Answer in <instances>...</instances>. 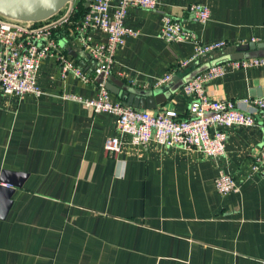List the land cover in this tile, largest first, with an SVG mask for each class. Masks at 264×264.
Segmentation results:
<instances>
[{"label": "crops", "instance_id": "crops-1", "mask_svg": "<svg viewBox=\"0 0 264 264\" xmlns=\"http://www.w3.org/2000/svg\"><path fill=\"white\" fill-rule=\"evenodd\" d=\"M195 2L211 10L204 24L190 18L187 8ZM165 14L183 21L203 44L229 43L199 67L240 55L239 46L251 41L264 42V0H162L156 10L129 9L126 25L139 34L117 49L110 81L154 89L172 73L183 83L156 110L174 109L186 118L191 97L183 91L187 73L180 63L194 43L165 41ZM92 36L96 42L107 37L100 30ZM58 40L92 75V58L74 40ZM263 78L264 66L228 67L205 90L212 98L250 97ZM96 80L64 76L57 57L48 56L37 76L41 96L7 95L0 86V176L5 169L28 174L0 218V264H264V167L252 170L264 131L223 127L227 152L220 161L239 188L220 194L216 160L192 149L133 146L116 116L93 115L64 97H96ZM110 136L123 141L117 156L104 148Z\"/></svg>", "mask_w": 264, "mask_h": 264}, {"label": "built area", "instance_id": "built-area-1", "mask_svg": "<svg viewBox=\"0 0 264 264\" xmlns=\"http://www.w3.org/2000/svg\"><path fill=\"white\" fill-rule=\"evenodd\" d=\"M162 0H93L80 23L76 26L74 43L94 61L93 74L68 55L59 43L55 32L74 22L76 3L73 1L58 16L45 22L17 23L0 16V86L4 94L41 96L44 91L38 85L37 76L41 62L48 56H56L63 75L73 74L84 83L95 82L100 74L105 80L110 77L116 64L115 53L124 45L128 36H137L139 31L126 25L130 8L156 10ZM192 21L204 24L211 17L207 4L195 2L188 6ZM100 30L106 34L105 41L96 42L92 32ZM161 37L169 42L191 41L193 54L181 61V68L195 66L214 52L228 46L227 41L203 44L196 33L181 20L165 14ZM264 66V56L228 60L212 64L198 73L183 86L191 97L188 115L179 118L174 109H141L111 98L105 81L98 83V94L94 98L66 94L64 97L85 106L91 114L109 113L117 117L119 130L131 136L133 146H148L152 143L165 149H192L218 162L219 174L215 179L216 190L229 194L238 190L233 175L225 170L221 159L226 155L227 134L223 127H258L264 131V96L227 99L212 98L205 84L227 73L228 67L240 69ZM172 73L161 78L157 87L172 80ZM120 137L106 138L104 148L110 155L121 151ZM254 155L253 172L264 167V143Z\"/></svg>", "mask_w": 264, "mask_h": 264}, {"label": "water", "instance_id": "water-1", "mask_svg": "<svg viewBox=\"0 0 264 264\" xmlns=\"http://www.w3.org/2000/svg\"><path fill=\"white\" fill-rule=\"evenodd\" d=\"M73 1L74 0H0V16L17 23L45 22L58 16ZM92 1L93 0L86 1L87 8H89ZM239 53L240 55H225L217 60H213L212 63L215 64L228 60L264 56V42L251 41L248 44L241 45L239 46ZM70 54L74 57L77 56L74 50H71ZM212 63L206 62L199 67L192 66L185 68L187 82L198 73L208 69ZM103 81H105L107 89L112 94L118 96L124 103L141 109H156L158 105H164L169 100L172 91L183 83V79L180 80L175 78L165 88L140 89L132 86L121 87L115 85L109 78L105 80L104 74H100L97 77V82L100 83ZM263 86L264 78L255 82V90H252L251 93L254 96H264ZM27 175V173L21 171L7 169L2 171L0 176V218L6 217L12 204V195L16 188L22 187Z\"/></svg>", "mask_w": 264, "mask_h": 264}, {"label": "trees", "instance_id": "trees-1", "mask_svg": "<svg viewBox=\"0 0 264 264\" xmlns=\"http://www.w3.org/2000/svg\"><path fill=\"white\" fill-rule=\"evenodd\" d=\"M75 1V0H74ZM86 1L87 0H76V11H75V15H74V22L68 26H65L61 29H59L57 32H55V36L58 38L60 36H66L68 37V39L72 42V40H74L75 38V33H76V26L78 23L81 22V20L83 19V17L85 16V14L87 13L88 9L86 7ZM68 53V52H67ZM71 58H73V55H70ZM76 61V59H75ZM77 63V61H76Z\"/></svg>", "mask_w": 264, "mask_h": 264}, {"label": "rangeland", "instance_id": "rangeland-1", "mask_svg": "<svg viewBox=\"0 0 264 264\" xmlns=\"http://www.w3.org/2000/svg\"><path fill=\"white\" fill-rule=\"evenodd\" d=\"M76 1V0H75Z\"/></svg>", "mask_w": 264, "mask_h": 264}]
</instances>
